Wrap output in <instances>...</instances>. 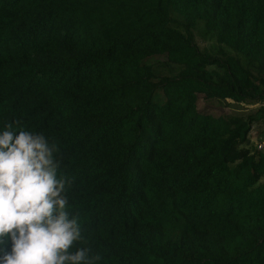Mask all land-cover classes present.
I'll return each instance as SVG.
<instances>
[{"label":"trees","instance_id":"trees-1","mask_svg":"<svg viewBox=\"0 0 264 264\" xmlns=\"http://www.w3.org/2000/svg\"><path fill=\"white\" fill-rule=\"evenodd\" d=\"M258 121L264 0H0V130L57 145L99 264H264Z\"/></svg>","mask_w":264,"mask_h":264},{"label":"clouds","instance_id":"clouds-1","mask_svg":"<svg viewBox=\"0 0 264 264\" xmlns=\"http://www.w3.org/2000/svg\"><path fill=\"white\" fill-rule=\"evenodd\" d=\"M57 152L43 133L14 123L0 130V264H99L103 259L72 212L67 192L73 181L60 173Z\"/></svg>","mask_w":264,"mask_h":264},{"label":"rangeland","instance_id":"rangeland-1","mask_svg":"<svg viewBox=\"0 0 264 264\" xmlns=\"http://www.w3.org/2000/svg\"><path fill=\"white\" fill-rule=\"evenodd\" d=\"M195 37L199 45L206 44L198 35H195ZM196 106L199 111H207L213 114L237 113L247 111L252 107L251 104H238L230 100L205 98L201 94H198ZM248 137V145L251 148H257L258 144H261L259 148H264V121L253 123L248 132Z\"/></svg>","mask_w":264,"mask_h":264},{"label":"built area","instance_id":"built-area-1","mask_svg":"<svg viewBox=\"0 0 264 264\" xmlns=\"http://www.w3.org/2000/svg\"><path fill=\"white\" fill-rule=\"evenodd\" d=\"M258 146H260V144H258Z\"/></svg>","mask_w":264,"mask_h":264}]
</instances>
